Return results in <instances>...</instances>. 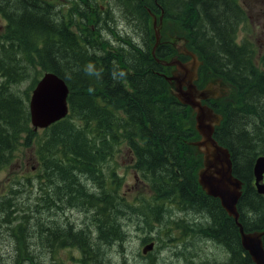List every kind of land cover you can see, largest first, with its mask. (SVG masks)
Returning <instances> with one entry per match:
<instances>
[{
  "label": "trees",
  "instance_id": "trees-1",
  "mask_svg": "<svg viewBox=\"0 0 264 264\" xmlns=\"http://www.w3.org/2000/svg\"><path fill=\"white\" fill-rule=\"evenodd\" d=\"M103 1L116 3L106 7L97 0H88V5L73 0L66 16L52 0H0V14L6 21L0 34V73L6 74L7 83L0 81V156L33 144L31 156L55 177L49 185L37 177L27 185L20 178L13 187L14 192L28 193L33 204L47 208L44 214H34L30 224L40 226L48 213L53 215L50 208L54 204L75 199L95 220L98 215L109 218L108 231L121 244L122 226L110 215L121 208L155 213L168 199V206L174 201L180 211L211 219L203 229L227 250V264H252L233 217L198 183L202 156L191 143L199 136L187 121L192 108L169 92L164 76L167 67L163 61L174 51L168 44L158 43L152 52L153 20L165 17L186 32L203 67L235 88L236 102L210 103L223 116L213 135L229 150L233 175L243 182L237 201L239 221L246 231L263 230L264 195L254 185L253 167L256 157L264 154V54L259 65L255 64L251 42L239 40V26L247 20L245 9L239 0ZM115 10L134 24L142 41L122 36L116 28ZM90 16L94 18L87 27ZM103 29L110 31L114 42L104 37ZM31 59H37L41 71L56 73L67 83L69 112L46 128L49 132L36 142H22L35 131L29 127V113H22V102L12 85L27 78L25 64ZM115 143L131 150L133 167L152 188V197L139 202V208L122 202L120 193L109 190L122 183L111 165L101 166L107 155L112 160ZM4 164L0 160V166ZM109 171L116 185L105 181ZM88 174L94 175L92 184L83 181ZM36 184L35 194L32 187ZM10 207L11 201L0 195V228L5 224L12 229ZM54 220L61 224L58 216ZM25 223L27 217H22L18 229L23 230ZM43 224L49 234L44 240L51 246L53 222ZM78 233L72 231L69 237L71 244L84 249L83 264H129L125 254L117 262L103 258L104 250L96 251L87 243L90 239L82 236L80 240ZM28 240L24 245L28 246ZM28 252L25 258H19L17 252L11 254L10 264H42V258H36L29 248ZM0 264L6 263L0 259Z\"/></svg>",
  "mask_w": 264,
  "mask_h": 264
},
{
  "label": "rangeland",
  "instance_id": "rangeland-1",
  "mask_svg": "<svg viewBox=\"0 0 264 264\" xmlns=\"http://www.w3.org/2000/svg\"><path fill=\"white\" fill-rule=\"evenodd\" d=\"M52 1L55 3V6L58 8L61 7L64 14L67 16L66 10L73 0ZM78 1L81 3L84 1L85 5H88V0ZM89 1L95 2V0ZM97 2L106 7H110L116 3L103 0H97ZM239 2L247 13L246 22L239 26V40L247 39L251 42L250 45L252 51L255 53L254 63L259 65V57L264 54V0H239ZM114 15L117 19L119 18L116 28L123 36L128 35L138 41L141 40L139 30L134 28V24L131 23L130 20L116 10L114 11ZM93 18L94 16H90L89 21L86 23L87 27H91V21ZM5 24V18L0 14V34L4 32ZM152 28L153 32L158 37V43L168 44L174 51L173 55L166 60L167 68L165 75L169 78L168 88L170 93L175 96L176 83L174 77L178 75V72H183L181 67L173 63V60H179L190 69L193 68L195 70L199 77V84L207 86L208 90L213 89L217 93H220V96L216 98V101H218L220 105L227 101H237L238 96L235 88L228 86L227 83L226 90V82L221 83L220 81H217L216 76L212 75L207 68L203 67L204 65L200 57L190 45L186 32L178 24L167 20L165 17L162 21V17H160L159 20L156 19L153 21ZM103 30L104 37L114 42V37L111 35L110 31L108 29ZM3 62L5 63L6 61L3 60ZM25 65L28 72L27 78L13 87V89L18 92L19 98L22 102V113L24 115L25 112H28L29 98L31 90L35 84L34 81L44 72L41 71L37 59L35 61L34 59H31L30 62ZM195 116L196 109L192 108L187 121L188 124L194 128ZM29 127L32 128L30 122ZM48 132L49 130L38 129L34 134L26 135L22 142H36L38 138L45 136ZM193 142H201L200 135L197 136ZM200 149L204 150L205 147L201 146ZM32 150L33 144L22 145L17 150H12L10 153L4 151L0 156V160L3 159V161L6 162V164L0 166V195L11 201L10 221L12 222V229L7 228L5 224L0 228V259L6 264H10L12 260V257L10 256L11 254L17 252L19 258H25L30 254L28 252L29 248V250L35 253L36 258H42V264H83V251L81 247L76 244H71L70 240H72V238L66 233H62L59 225L57 228L59 229L61 240L54 237L52 245H48L44 238L49 234L46 233L45 225L43 223L51 225L54 220H51L53 215L48 213L49 217L40 220L43 222L40 226H36L35 228L32 227L30 222L33 215L44 214L46 213L47 208L40 207L38 204H33L28 193H24L22 190L19 192H14L13 190V187L17 186V181L20 178L23 179V182L27 185H31V182H35L36 177L46 185H49L51 181L55 180V177L48 175L46 171L42 170L34 157L31 156ZM111 150V152H113L112 160L109 155H107L101 166L106 169L111 165L110 167H112V170L116 171L117 181L122 180V183L120 184L122 190H126V187L129 184L136 185L134 183V180H136L135 176L137 177V186L143 193L152 189L148 179L143 177L133 167L134 158L131 160L130 157L127 156V147L124 144L118 148L113 145ZM91 175L88 174V179H84L83 181L92 184L91 180H94V178ZM112 175L114 176V174L109 171L104 179L108 183L116 185V181H112ZM123 180L128 184L127 186L123 183ZM32 189L36 194L37 184L33 185ZM150 198H148V200ZM145 199L147 198L141 199V203ZM121 201L127 202L128 200L124 199V196L121 194ZM164 201L163 208L159 211H155V213H151V211L143 213L137 208H131L129 212H126L121 208L120 211H116L113 215H110V217H114L115 220L119 221L122 226L124 241L121 244L118 242L115 243L114 235L108 231L110 229L107 226L109 218L100 215V218L97 220H101L102 236H97V233L94 230L95 235L93 238L90 237L88 243L93 245L98 252L102 253L101 250H104V253L101 255H103V258L108 259L111 262L119 261L121 256L125 254V260L129 264H186L185 259L182 256L175 254L170 248L177 242H181L188 234L193 235L196 232H198V237L201 241V236L203 234L207 235V230L203 229L206 226V222L202 219L201 215H198L195 212L185 213L180 211L177 209L174 201L170 206H168V199H164ZM14 204L17 205L14 206ZM18 207L21 208L19 213L16 212ZM136 207L139 208L138 204H136ZM168 207L171 209L168 210ZM34 209L35 211H33ZM55 210L58 212H64L63 215H57L60 219L65 215L68 219H71V217L77 219V222L79 223H83L86 219L89 226L95 225V218L90 216H88V218L83 217L81 205L75 199H71L63 205L57 206ZM75 212L80 214L76 215ZM156 212L159 213L157 214ZM22 217H27V223L24 224L23 230H19L17 224H20ZM163 220H165V222H162ZM125 227L127 231L124 229ZM73 231L77 232L78 229H74ZM152 235L156 236L158 240H156V243L154 242L156 245L154 250L146 256V254H142V248L146 243L152 240L143 242L142 239L144 237L149 238ZM82 236L83 232L78 238L81 240ZM25 239H29L28 246L24 245ZM106 239H109V243ZM167 243H170L171 245H167ZM196 243L199 244L198 242ZM18 244H21V246H18ZM186 247L189 249L191 248L190 244H186ZM220 247L223 249L222 246ZM73 248L78 249L79 252ZM216 250L219 249L212 246V243H207L203 252H200V262H202L204 258L212 259L216 255L213 251L216 252ZM223 260L226 262L224 264H227V250L225 255H223Z\"/></svg>",
  "mask_w": 264,
  "mask_h": 264
},
{
  "label": "water",
  "instance_id": "water-1",
  "mask_svg": "<svg viewBox=\"0 0 264 264\" xmlns=\"http://www.w3.org/2000/svg\"><path fill=\"white\" fill-rule=\"evenodd\" d=\"M155 21V20H153ZM154 51L158 37L155 34ZM177 66L183 69L182 73L188 78L184 92L192 93L190 99L181 96L182 85L176 81L175 96L185 105L196 109L195 130L201 138V142H192L202 156L203 162L197 171L198 183L205 190L206 194L219 199L221 207L233 217L240 234L242 248L249 254L252 264H264L263 230L246 231L239 221L237 201L242 194L243 182L233 175L232 160L227 147L219 144L214 138V123L219 124L221 116L215 114L210 107L202 105L199 98L205 97V91L198 90L193 83L196 72L193 68L187 67L179 60H173ZM165 65L166 62H164ZM190 69L187 73V70ZM167 80L169 79L166 76ZM69 87L56 73L47 71L37 81L29 100L30 120L33 128H46L52 123L64 118L69 112L68 104ZM206 110L213 119L203 115ZM205 149L201 150L200 147ZM254 185L258 193L264 195V154L256 157L253 167ZM153 243L146 244L142 253L152 249Z\"/></svg>",
  "mask_w": 264,
  "mask_h": 264
},
{
  "label": "flooded vegetation",
  "instance_id": "flooded-vegetation-1",
  "mask_svg": "<svg viewBox=\"0 0 264 264\" xmlns=\"http://www.w3.org/2000/svg\"><path fill=\"white\" fill-rule=\"evenodd\" d=\"M188 72L190 74V69L187 70V73ZM180 73L181 72H178V75L175 76V78L177 80H179L180 81V84L182 85V90L180 91V94L185 99H190V95L192 93H190V92H184V91H186L185 88H186V83H188V78L186 76H183V75H185V73H181V74ZM5 79H6V74L4 72L3 73H0V81H4ZM193 82H194V84H195V86H196V88L198 90H203L204 89V91H205V97L199 98L202 105H206L207 106L212 99H215V98H217V97L220 96L219 94L215 93L213 89L208 90L207 89V86H205V85L203 87H199L197 85V83H196V79L193 80ZM175 83H176V81H175ZM4 84L5 85L7 84L6 81H4ZM14 86L15 85H12V88ZM28 112H29V110H28ZM203 115H205V116L213 119V117L206 110L203 111ZM214 125H216V124L214 123ZM126 154H127L128 157H130L131 160H133V155H132L130 149L127 148ZM202 162H203V159H202ZM135 179L137 180V177L136 176H135ZM136 180H134V183L136 185H130V184L128 185L125 182V180H123V183L126 186L128 185L126 187V190H122V186L115 187V188H109V190H111V191H113L115 193L122 194L124 196V199L128 200V204L130 206L136 207V204H139V202H141V199H144V198H147L148 199L152 195V191L150 189L148 190V192L143 193L142 190L137 186L138 182ZM115 199L116 200L119 199L117 195L115 196ZM59 205H61V204L60 203H57V204H54L50 208V210L53 211V218L51 220H53L57 215H63L64 214V212H58V211L55 210V208L57 206H59ZM75 214L78 215L80 213H76L75 212ZM82 214H83V217L84 218H88V214L87 213H85V212L82 211ZM201 216H202V219L206 223H209L211 221L210 218H208L206 216H203V215H201ZM98 218H100V215H98ZM100 222H101V220H97L96 219L95 220V225L89 226L88 225V221L86 219H85V221L83 223H79V222H77V219H74L72 217H71V219H68L64 215V217L61 219V224H59V226L61 227V232L62 233H66L68 236L71 234V232L74 229H78L79 233L77 234V236H80L81 233L83 232V236H86L87 238L90 239V237L91 238L94 237V235H95L94 232L95 231L97 233L96 234L97 236H99V237L102 236V230H101V224H100ZM162 222H165V220H163ZM84 225H86V226H84ZM87 225H88V227H87ZM57 226L58 225H56V221L53 220V225H52V228H51V234H52V237L53 238L56 237L57 239L61 240V237L59 236V229L57 228ZM72 226H73V228H72ZM52 229H53V231H52ZM124 229L127 231L126 227ZM149 239L152 240L155 243H156V240H158L157 237L154 236V235H152L151 237H149ZM196 242H198L199 244H197ZM207 243H212V246H215L219 250H216V252L213 251L216 255L212 259L204 258L202 260V262H200V252H203L204 247L207 246ZM74 244L78 245L77 243H74ZM168 244L169 243H167V245ZM186 244H190L191 248L190 249L187 248L186 247ZM169 245H171V244H169ZM220 246H221V244L220 243H217L214 240V237L211 235L210 231L207 230V235L203 234L201 236V241H200V239L198 237V232H196L193 235L192 234H188L187 236H185V238L181 242H177L170 249L175 254L182 256L185 259L186 264H189V263L190 264H200V263H203V264H222L223 263L224 264L226 262H224V260H223V255H225L226 249L223 246H222L223 247V249H222ZM73 249L76 250L77 252H79L78 249H76V248H73ZM81 249H82L83 254H84V249L83 248H81ZM147 255H149V253L146 254V256Z\"/></svg>",
  "mask_w": 264,
  "mask_h": 264
},
{
  "label": "bare ground",
  "instance_id": "bare-ground-1",
  "mask_svg": "<svg viewBox=\"0 0 264 264\" xmlns=\"http://www.w3.org/2000/svg\"><path fill=\"white\" fill-rule=\"evenodd\" d=\"M119 19V18H118ZM120 21V20H119ZM115 24V23H114ZM118 25V24H117ZM127 25H129V24H127ZM104 26V25H103ZM131 27V26H130ZM102 29V28H101ZM114 29V28H113ZM118 30V29H117ZM104 31V30H103ZM133 31H135V30H133ZM104 33H106V32H104ZM106 35V34H105ZM123 36V35H122ZM102 37V36H101ZM125 37V36H124ZM133 38V37H132ZM136 41V40H135ZM137 43V42H136ZM113 46H114V44H113ZM109 47V46H108ZM55 224V223H54ZM82 225V224H81ZM72 228H73V226H72ZM85 229V228H84ZM86 234V233H85ZM45 235V234H44ZM75 235V234H74ZM82 238H84V237H82ZM66 240V239H65ZM153 243V247H152V249H150L149 251H147L146 253H142V254H147V253H150V252H152L153 250H154V247H155V243L153 242V241H150V242H148V243H146V244H149V243ZM55 243V242H54ZM88 243V242H87ZM174 243V242H173ZM145 244V245H146ZM170 244V243H169ZM144 245V246H145ZM143 246V247H144ZM54 248V247H53ZM143 249V248H142ZM142 252V251H141ZM54 253V252H53Z\"/></svg>",
  "mask_w": 264,
  "mask_h": 264
}]
</instances>
